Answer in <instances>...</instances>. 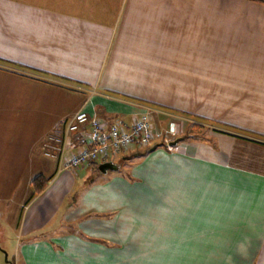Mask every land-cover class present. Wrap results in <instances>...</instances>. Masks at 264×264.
<instances>
[{"label":"crops","instance_id":"obj_1","mask_svg":"<svg viewBox=\"0 0 264 264\" xmlns=\"http://www.w3.org/2000/svg\"><path fill=\"white\" fill-rule=\"evenodd\" d=\"M201 75L206 109H181L169 92ZM0 93L1 123L38 124L0 127V200L25 195L12 264H264V0H0ZM79 110L156 137L61 170L43 144Z\"/></svg>","mask_w":264,"mask_h":264},{"label":"built area","instance_id":"obj_2","mask_svg":"<svg viewBox=\"0 0 264 264\" xmlns=\"http://www.w3.org/2000/svg\"><path fill=\"white\" fill-rule=\"evenodd\" d=\"M87 125L90 129L80 135L78 149L66 157L69 136L80 132ZM154 138V125L149 115L138 118L129 127L113 124L109 128H103L99 119H91L85 111L79 110L66 124L55 128L47 136L43 151L45 156L59 161L61 170L75 169L106 158L132 143L146 146Z\"/></svg>","mask_w":264,"mask_h":264},{"label":"rangeland","instance_id":"obj_3","mask_svg":"<svg viewBox=\"0 0 264 264\" xmlns=\"http://www.w3.org/2000/svg\"><path fill=\"white\" fill-rule=\"evenodd\" d=\"M207 78H208L207 75H201L200 76V82H201L200 88H201V90H199V92L187 90V91H178L175 93L169 92V95L172 96V94H173L174 99H176V100L178 99L180 102H183L182 104H186V106L181 108V109H185L187 111H194V112H196V110L203 111V109H206V105H207V94H208V91H207L208 84L206 83ZM8 94H11V97L8 99H15L16 98V95L14 92H12V93L8 92ZM175 94H176V96H175ZM0 99H3V98H1V96H0ZM179 101H177V102H179ZM1 102L2 101L0 100V104H2ZM191 102L196 103V106L195 105L192 106L191 104L190 105L187 104V103H191ZM5 115H7V114L3 113L1 110L0 111V127L5 129V126H7V130L12 131L16 135L21 133V135H19L18 138L20 136L31 137L32 133H36V131H37L36 126L38 124H32V123H28V124H13V123L10 124V123H8V124H6V123H1L3 121V119L6 118ZM177 116H180L183 120V124H184L183 129L186 131V132H183L184 135L188 134V133L192 135V133L195 134L197 132V131H194L192 129V124H194L195 123L194 120H196L194 118L195 116L193 114H191L190 116L189 115L183 116V115L177 114ZM170 118H172V117H170ZM172 119H173V121L174 120L175 121L181 120V119H176V117H174ZM151 122H153L152 119H151ZM200 123L203 124L205 129H206V123H204V122H200ZM174 125H173V127H175ZM60 126L61 125H56L55 128H59ZM154 126H155V124H154ZM201 131H204V130H201ZM154 133H155V137H156L155 129H154ZM179 136H180V134L176 132L175 128L171 129V130L169 129L168 132L164 134L163 140L167 143L168 142L171 143L175 140H179V138H178ZM31 141H33V140H31ZM31 141H30V139L27 140V142H29V143ZM149 144H147L146 146H149ZM149 150H150V148H147L145 150V153L148 152ZM29 179H30V176L28 177V180ZM15 192L16 191L14 190L13 195L11 196L12 200L10 202L0 200V264H12V257L11 256H13V251L17 248V244H18V238H17L15 223H16L17 217L19 216V213H20L21 203H22L21 201L24 200L23 197L25 195L23 194L22 199H20V197L15 195ZM14 264H16V262H14Z\"/></svg>","mask_w":264,"mask_h":264},{"label":"trees","instance_id":"obj_4","mask_svg":"<svg viewBox=\"0 0 264 264\" xmlns=\"http://www.w3.org/2000/svg\"><path fill=\"white\" fill-rule=\"evenodd\" d=\"M185 114H187L189 116L191 115L189 113H185ZM200 122L207 123V119H205V118H199V122H195L194 124H192V129L194 131L199 132V131H201V130H203L205 128L204 125L201 124ZM187 137H190V136L186 135V136L182 137L181 139H184V138H187ZM132 144H140V143H132ZM91 163H94V162H91ZM109 168H112V167H109ZM47 181H48V179L44 178L42 175H38L35 178H33L32 182H31L32 183V188H33V192H32V195L31 196H33V195L39 193L40 191H42L45 188V186L47 184Z\"/></svg>","mask_w":264,"mask_h":264},{"label":"water","instance_id":"obj_5","mask_svg":"<svg viewBox=\"0 0 264 264\" xmlns=\"http://www.w3.org/2000/svg\"><path fill=\"white\" fill-rule=\"evenodd\" d=\"M177 142H178V140H175V141L171 142L170 144L175 145Z\"/></svg>","mask_w":264,"mask_h":264}]
</instances>
